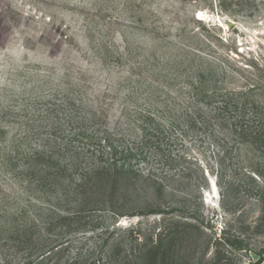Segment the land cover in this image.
Returning <instances> with one entry per match:
<instances>
[{
	"label": "rangeland",
	"instance_id": "374dc122",
	"mask_svg": "<svg viewBox=\"0 0 264 264\" xmlns=\"http://www.w3.org/2000/svg\"><path fill=\"white\" fill-rule=\"evenodd\" d=\"M207 36L221 67L252 74L232 82L257 83L245 109L193 99L184 67ZM247 59H264V0H0V199L28 231L0 238V264H31L45 239L68 245L61 264H140L160 229L159 264H256L264 76ZM111 148L131 181L73 199ZM60 212L73 224L42 232Z\"/></svg>",
	"mask_w": 264,
	"mask_h": 264
},
{
	"label": "trees",
	"instance_id": "16d2710c",
	"mask_svg": "<svg viewBox=\"0 0 264 264\" xmlns=\"http://www.w3.org/2000/svg\"><path fill=\"white\" fill-rule=\"evenodd\" d=\"M200 43L205 50L195 49L196 52H192L194 58L190 62H187V65L184 67L188 74H193L192 76L194 77L190 85L194 87L193 91H195L194 95H192L193 99L207 104L213 111L245 109L251 103L247 95H250L259 87L257 83L238 85L232 81L237 79L234 73L235 71L237 73H242L240 70L249 72L248 68L240 66L235 69L234 67H230L231 70H229L221 67L217 62L216 52L214 50L215 46L210 37L207 36L205 39H200ZM247 62L249 67L254 69L255 74L253 75L256 78L260 79L261 76H264V59H261L260 62L254 59H247ZM251 76L252 74L246 76L245 80H252L249 79ZM230 83L232 85H229ZM147 115L150 118L149 115L151 113L149 112ZM116 156L117 153L111 148V152L108 153V161H104L102 165L84 170L80 174L79 179L71 185L68 194H71L75 200L88 202L94 201L93 197L98 195V192L115 196L123 179L127 178V182H129L131 179L130 173L138 171H133L130 166H126L125 164H119ZM40 172L42 173L44 170L41 169ZM219 173L220 171L216 174L218 178L220 177ZM17 214L18 212L15 211H6L4 209V200L2 198L0 199V238L6 236L7 239L13 240L17 235H22V232H25L24 224L17 221ZM21 215H25V212H21ZM19 217L21 218L20 214ZM11 218H16L15 220L17 222L14 219L10 221ZM73 219L70 213H56V217L54 216L49 221H44L42 232L47 234L54 231L57 227L71 226L73 224L72 221H74ZM26 232L28 233L27 230ZM165 234V230L160 229L156 238L152 235L149 238V242L144 244V248L138 254L140 264H159L160 261L165 259L167 252L165 247V237L167 235ZM140 236L137 235L135 240L140 239ZM230 245L233 248H238L235 241H231ZM67 246L64 242L58 241L57 239H45L32 247H28L33 248L30 251L32 256H30L29 261L32 262H30L31 264H61L65 251L64 247ZM254 254L256 257L253 256L251 258V263L262 264L264 261L262 254L256 252ZM78 259H80V256L76 257V259L73 258L71 264H77Z\"/></svg>",
	"mask_w": 264,
	"mask_h": 264
},
{
	"label": "water",
	"instance_id": "95a60500",
	"mask_svg": "<svg viewBox=\"0 0 264 264\" xmlns=\"http://www.w3.org/2000/svg\"><path fill=\"white\" fill-rule=\"evenodd\" d=\"M213 184H215L214 181H210V186H213Z\"/></svg>",
	"mask_w": 264,
	"mask_h": 264
}]
</instances>
